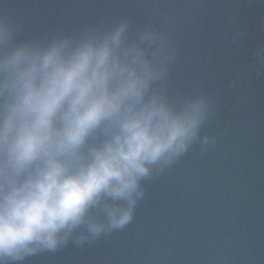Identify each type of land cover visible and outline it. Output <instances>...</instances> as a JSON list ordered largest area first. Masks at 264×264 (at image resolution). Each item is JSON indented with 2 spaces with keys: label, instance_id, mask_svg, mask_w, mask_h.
Here are the masks:
<instances>
[{
  "label": "clouds",
  "instance_id": "1",
  "mask_svg": "<svg viewBox=\"0 0 264 264\" xmlns=\"http://www.w3.org/2000/svg\"><path fill=\"white\" fill-rule=\"evenodd\" d=\"M19 32L0 11V264L123 229L143 180L215 143L203 130L219 102L169 96L175 44L151 23Z\"/></svg>",
  "mask_w": 264,
  "mask_h": 264
},
{
  "label": "water",
  "instance_id": "2",
  "mask_svg": "<svg viewBox=\"0 0 264 264\" xmlns=\"http://www.w3.org/2000/svg\"><path fill=\"white\" fill-rule=\"evenodd\" d=\"M38 37L130 18L169 31L176 56L163 84L179 100L218 99L203 132L181 158L142 181L144 197L123 229L70 241L24 264H264V0H0ZM233 37H236L233 39Z\"/></svg>",
  "mask_w": 264,
  "mask_h": 264
}]
</instances>
